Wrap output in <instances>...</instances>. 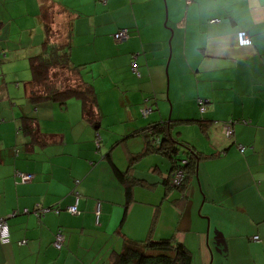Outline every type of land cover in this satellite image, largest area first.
<instances>
[{"label": "crops", "instance_id": "0c3cea01", "mask_svg": "<svg viewBox=\"0 0 264 264\" xmlns=\"http://www.w3.org/2000/svg\"><path fill=\"white\" fill-rule=\"evenodd\" d=\"M122 28L128 37L117 42ZM240 30L249 46L237 45ZM1 38L39 56L66 54L95 101L85 111L79 97H44L32 83L30 58L38 55L30 54L26 81L11 67L14 85L4 76L12 71L0 74V218L10 231L0 264H97L98 254L87 262L78 248L87 233L104 238L117 226L124 245L138 225L144 236L180 234L183 243L195 229L197 264H264V0H0ZM133 55L139 75L130 69ZM163 94L173 109L188 106L178 122L199 126H183L180 140L172 135L200 156L184 191L165 184L168 160L146 159L160 155L132 162L147 144L143 130L170 124ZM114 108L128 126L106 136ZM228 122L230 137L223 134ZM112 165L125 175L133 167L134 180L143 181L127 205ZM17 171L34 177L21 182ZM76 200L79 214L71 215L66 208ZM43 207L59 212L40 216ZM57 232L64 236L59 249L52 245Z\"/></svg>", "mask_w": 264, "mask_h": 264}, {"label": "trees", "instance_id": "16d2710c", "mask_svg": "<svg viewBox=\"0 0 264 264\" xmlns=\"http://www.w3.org/2000/svg\"><path fill=\"white\" fill-rule=\"evenodd\" d=\"M57 48L58 47L53 48V50H56ZM61 60L66 64L68 63V67L70 66V60L66 54H57L52 57L44 55L31 57L30 66L32 83L36 86H40L41 90L46 95L44 97H50L56 101H64L71 97H79L82 101L83 109L88 111V106H93L95 101L94 93L90 85L84 84L82 81L80 82L77 78V86L74 88L65 86V88L59 90L55 88V84L49 82L48 73L50 68L58 66ZM74 68L75 67L72 68V65L69 67L70 70ZM170 129L171 126L168 123L163 125L157 124L144 129L142 134L145 138H148L147 144L145 141L146 146L139 152V154L132 156V162H137L139 159L151 153L160 155L170 163V169L166 172L165 177V184L168 189H179L184 191L186 190V184L192 180L195 174L196 164L200 156L199 153L186 142L175 140L172 137ZM156 141H159V143L157 144ZM179 146L181 148H179ZM132 170L133 167L130 171L126 172L125 175L112 165L114 177L125 185L124 191L126 194V205L129 204L131 200L132 186L143 184V181L141 180H134L131 175ZM178 173H183L182 182L180 185H174L173 180ZM127 175H129V177H127ZM191 263L192 254L179 237L172 236L164 239H152L150 236H146L145 239L139 242L129 239V241L124 243L123 248L119 253L111 254L110 259L104 264Z\"/></svg>", "mask_w": 264, "mask_h": 264}, {"label": "rangeland", "instance_id": "374dc122", "mask_svg": "<svg viewBox=\"0 0 264 264\" xmlns=\"http://www.w3.org/2000/svg\"><path fill=\"white\" fill-rule=\"evenodd\" d=\"M48 18H50L49 15H48ZM8 41H9V39H5V38H1V40H0V48L1 49L7 48L5 53H4V51H0V74L5 73L6 71H12L10 69V67H11V68H13V71H16L15 73H16L17 78H19L21 81H26L29 78V75L31 74L30 69L28 68V66H29L28 59L30 57V54L32 56L39 55V50L37 49V52L31 53V48H23L22 45H17V42L14 38H13V43H15V45L11 44V41H9V42ZM6 42L11 44V46L8 47V45H5ZM41 46H40V49H42ZM5 54H6V56H5ZM14 54L16 55V58H17L15 60H14ZM15 61L19 62L17 69H15L13 66ZM136 65H137V63H136ZM130 69H131V67H130ZM13 71L4 75V76H6L5 80L8 83V85H14V82L12 81ZM85 72H89V69ZM133 73H136V72H133ZM86 74H89V73H86ZM139 74L140 73L138 72V75ZM49 76H51L53 78V80L51 82L55 83L56 85L62 84L61 87L67 86V87L74 88L75 86H77V83H78L77 78L75 77V75H72L69 67L64 62H61L58 67L50 69ZM1 81H2V76H0V84H1ZM49 81H50V78H49ZM89 82H90V80H89ZM110 85L112 86V84H110ZM119 87L121 88V90H118V91L123 92V90H122L123 86L119 85L118 88ZM131 94H133V93H131ZM127 95H128L127 92L122 93V96L124 99H125V96H127ZM171 95H173V92H171ZM130 96H133V95H130ZM152 97H153L152 95L146 96V98L148 99L147 102L151 103L153 101ZM185 97L186 98L189 97V93H186ZM159 98L165 100V102L167 104V113H166L165 122L170 120V126H171L170 130H171V133L173 136H176L180 140V138L178 137V134H179L178 131L181 130L183 132L184 136L187 134V131H188L183 126H189V128H191L193 125L198 126V123L195 121L178 122V120L181 118V116H184L185 113L188 111V106L178 107L177 105H174V109H173L172 104H171V102L168 99V96L166 94L161 95V97H159ZM116 102H117V99H116ZM65 103H67V102H65ZM108 103H110V101H108L107 104ZM57 105L63 107V109L65 107V105H61L59 102H57ZM105 109H106V107H105ZM138 109H139V112L142 111V114L144 115L145 109L142 110V108H140V107ZM151 109L154 110L152 113H157V109H156L154 104L152 105ZM108 112L112 113V110L109 109ZM122 112H123L122 110L114 108V113H115L114 119H111L108 122V124L105 127H103V131H104V134L106 136H112L114 133L118 132V130L120 128H123V127L125 128L128 126V124L126 122H123V119L125 116H124V114H122ZM196 114L200 115L198 110L196 111ZM198 128H199V126H198ZM223 134H224V132H223ZM136 139H140V138L137 137ZM142 139L144 141L146 140L145 137H142ZM95 142H97V139H95ZM99 142L101 144V140H99ZM137 148H139V147H137ZM179 148H181V147L179 146ZM138 150H140V148ZM146 159H154L157 161L162 160V163L166 164V161L163 158L152 156V157H148ZM162 168H164V167H162ZM140 191H144V190H140ZM150 195H153V194H150ZM157 196H156V194H154L152 196V198L156 199ZM159 197H160V195H159ZM52 212H54V211H52ZM116 227L117 226H115L113 229L112 228L109 229L110 235L106 234L104 238L97 237L96 233H94V232L93 233L92 232L87 233V241L85 243H83V245L81 247H78L80 251H86V253L81 255V257L84 258L88 262V260L90 258V254H98L99 260H98L97 264H104L107 262L106 258L108 256H111V254L119 253L121 248H123L122 247L123 246L122 241L124 240V238H123L124 236H121L119 233L116 232V230L118 229ZM156 228H157V226H156ZM194 230L195 229H193L192 231H189L187 233V238L185 239L186 242H184L187 249L193 254L191 264H197L198 263V257H199V250H198L199 245H197V239L195 238L196 231H194ZM154 232H155V230H154ZM178 234H179V232H178ZM129 236H131L132 238H135L132 240H137L136 242H139V241L143 240L144 238H146L147 234H146V236H144L142 226L138 225L137 230L135 232V235H133V236L129 235ZM118 238H120L119 242H118ZM153 238H157L156 235ZM179 238L182 239V235L179 234ZM129 239H131V238H129ZM252 239L254 240L253 237H252ZM224 240H225L224 238H221L220 241H224ZM52 243H53V241H52ZM57 249H59V248H57Z\"/></svg>", "mask_w": 264, "mask_h": 264}, {"label": "built area", "instance_id": "2783aa9c", "mask_svg": "<svg viewBox=\"0 0 264 264\" xmlns=\"http://www.w3.org/2000/svg\"><path fill=\"white\" fill-rule=\"evenodd\" d=\"M213 21H216V20H213ZM127 37H128V31L125 28L120 29L113 36L114 40L117 42L125 40ZM236 43L239 47L249 46L251 44V39L249 38V36L247 35V33L245 31L240 30L236 34ZM131 67H132V70L138 74L137 68H136L137 65L135 62L134 55H133V61L131 63ZM198 105L200 108V112H203L204 111L203 102L199 101ZM148 112H149V110L146 109L145 113H148ZM232 124L233 123H231V122L223 123V126H224L223 132L227 137H230L231 134L233 133ZM240 151H243V147H240ZM16 175L20 178L21 182H30L32 180V178L34 177L33 174L19 172V171L16 172ZM182 178H183V173H178L176 178L173 180V184L174 185H180L182 182ZM49 211H54L55 213H58L59 209L54 208V207H47V208L43 207V208H39L38 211H36V213L40 216H43L45 213H47ZM66 211L71 215H78L79 211L77 209V200L75 201L74 204L68 206L66 208ZM96 214L97 215L99 214L98 211ZM253 238H254V240H258L257 236H254ZM63 240H64L63 234L57 232V233H55L52 245L55 248H60V246L63 243ZM9 242H10L9 225H8L5 218H0V243L1 244H8Z\"/></svg>", "mask_w": 264, "mask_h": 264}, {"label": "bare ground", "instance_id": "6f19581e", "mask_svg": "<svg viewBox=\"0 0 264 264\" xmlns=\"http://www.w3.org/2000/svg\"><path fill=\"white\" fill-rule=\"evenodd\" d=\"M209 247V246H208ZM210 251V250H209Z\"/></svg>", "mask_w": 264, "mask_h": 264}]
</instances>
